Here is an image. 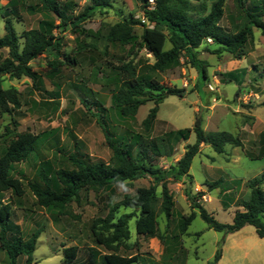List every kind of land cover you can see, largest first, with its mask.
<instances>
[{"label": "rangeland", "instance_id": "374dc122", "mask_svg": "<svg viewBox=\"0 0 264 264\" xmlns=\"http://www.w3.org/2000/svg\"><path fill=\"white\" fill-rule=\"evenodd\" d=\"M24 1L25 5L21 6L17 0H0V37L5 35V17H13L19 35L36 29L45 18L39 9L34 13L27 10L28 5H36V0ZM215 1L192 0V5L199 11L205 7L208 14ZM79 5L81 11L85 1ZM112 5V9L98 11L87 19L83 32L66 33L58 55H40L31 61L33 70L42 79L41 85H33L28 78H3L4 89L18 91L20 107L11 108L9 113L0 111V156L19 135L30 133L38 138L35 158L15 164L12 172L23 183L25 194L17 197L7 191L0 195L2 203L12 207V223L19 227L18 235L27 241L33 233L40 232L33 264H65L63 250L73 246L79 249L73 264H106L105 256L109 254L137 256V264H210L219 249L222 250L220 264H264V238H259L252 226L233 234L215 232L197 215L185 233L180 228V217L194 211L187 194L204 193L200 205L220 223L232 224L235 213L243 210L242 201L251 194L249 182L264 175V37L255 29L254 40L247 45L246 55L240 60L228 52L215 54V45L203 43L198 58L208 65L206 79L191 67L184 55L178 66L157 73L152 70L154 57L140 44L122 46L107 40L109 30L125 19L142 23L141 3L113 0ZM10 8L19 11L18 17L9 12ZM224 12L221 26L229 30L228 17L238 12L236 0H226ZM142 32L140 25L134 27L137 36ZM170 48L167 43L165 49ZM7 56V50H0V62ZM68 57L76 62L68 63ZM129 62L140 79H154L166 88L184 90L182 98L171 95L160 104L149 131L143 121L155 107L154 102L142 106L134 118H122L113 104L118 83L126 79L121 68ZM55 63L57 68L52 65ZM229 73L234 74L232 81L227 76ZM86 105L93 113L101 108L107 110L104 121L110 134L133 148L135 162L163 170L183 157L187 145L196 142L194 132L188 141L180 142L167 135L193 129L199 115L207 133H231L240 138L242 147L227 145L225 152L218 154L210 145H201L190 176L168 183L175 202L173 217L167 220L162 212L161 187H158L157 220L152 236H139L136 222L140 212L121 206L116 218L122 214L134 215L128 223L130 238L106 248L92 236L93 221L105 219L111 207L120 205L126 194L152 186L151 178L124 182L106 190L91 189L63 211L41 207L28 187L31 183H40L36 171L43 161L52 162L56 170L72 169L70 156L88 164L112 165V150ZM151 142L156 143L159 158L153 157ZM218 180L222 181L221 185L209 191L207 184ZM261 188L264 190V181ZM223 202L230 207L224 208ZM26 260L22 255L18 264H25ZM0 264H8L1 248Z\"/></svg>", "mask_w": 264, "mask_h": 264}, {"label": "trees", "instance_id": "16d2710c", "mask_svg": "<svg viewBox=\"0 0 264 264\" xmlns=\"http://www.w3.org/2000/svg\"><path fill=\"white\" fill-rule=\"evenodd\" d=\"M21 6L24 0H17ZM85 5L79 11V3ZM142 6L143 17L146 23L135 19H125L114 25L108 32L107 40L111 44L120 43L122 46L140 44L153 57L152 70L162 73L171 67L180 64L184 55L192 68L196 69L204 79L207 76V63L198 58L199 48L207 39L217 47L215 54L228 52L240 60L246 55L247 45L254 40V30L258 29L264 37V0H236L238 12L228 17L230 29L221 26L224 19L226 0H216L208 14L206 10L199 11L192 5V0H139ZM113 0H36V5H28L31 13L38 9L44 14L36 29L26 30L19 35L16 31L14 19L11 16L4 18L5 35L0 37V50H7L8 56L0 62V111L11 112V108H19L18 91L14 88L4 89V77L9 80L28 78L33 85L42 84V79L32 66L31 61L40 55L52 56L61 51L66 33L83 32L84 22L98 11L113 8ZM151 8V9H150ZM197 11V12H195ZM10 13L19 14L15 8ZM143 28L139 37L134 33V27ZM20 40L23 43L20 44ZM140 40V43H139ZM171 48L166 50V44ZM68 63H75V59L67 58ZM57 68V64H52ZM121 71L126 79L118 83L117 93L113 96V104L122 118L136 117L138 110L148 102H154L155 107L150 110L143 121V126L149 131L157 118L159 106L168 96L183 97L184 90L166 88L154 79L139 78L132 62L123 64ZM230 80L234 74L227 75ZM87 110L96 119L104 133L105 139L112 150V165L105 163L88 164L76 156H70L68 161L72 169H55L52 162L39 163L36 174L40 183L28 185L38 204L48 210L63 211L73 201H79L82 193L91 189L106 190L124 182L137 181L149 177L153 185L149 188H138L134 194H126L120 205L110 204L112 207L105 219H95L91 226V233L96 243L106 248L112 247L121 240L130 238L128 223L133 214H122L115 217L117 210L122 206L139 211L136 222V232L139 236L151 237L156 226L157 214L155 205L158 202L157 188L161 187V210L167 220L174 215L175 202L168 183L180 182L190 176L193 161L200 152L201 145H210L218 154L225 152V147H242L239 137L228 132L207 133L203 128V118L196 117L193 129L173 131L167 135L176 142L188 141L194 132L196 142L187 145L183 157L169 169H160L154 165L135 162L133 148L123 141L115 140L110 134L104 121L105 108L93 113L86 105ZM38 138L30 133L19 135L12 142L8 150L0 156V195L12 191L15 196L25 194L23 183L12 176L14 165L28 162L35 158ZM137 140H139L137 138ZM152 155L159 158L160 152L155 142L150 143ZM262 178L249 182L251 194L242 201V211H237L232 224H223L200 205L199 200L204 193L197 196L187 194L191 208L194 210L188 216L180 217V228L185 233L197 215L207 224L208 229L215 232L233 234L246 226H252L259 238H264V190L261 188ZM220 180L207 184L209 191L221 185ZM224 208L230 206L223 202ZM197 211V212H196ZM12 207L9 203H2L0 199V248L6 253L8 264H18V258L27 257L25 264H33V254L40 232L36 231L26 241L18 235L19 227L12 223ZM201 233L199 234V237ZM78 247H69L63 250L64 263L73 264L78 257ZM222 258L219 249L210 264H218ZM106 264H137V256L125 257L117 254L105 256Z\"/></svg>", "mask_w": 264, "mask_h": 264}, {"label": "built area", "instance_id": "2783aa9c", "mask_svg": "<svg viewBox=\"0 0 264 264\" xmlns=\"http://www.w3.org/2000/svg\"><path fill=\"white\" fill-rule=\"evenodd\" d=\"M150 4L154 5V0H150ZM142 21H143V23H146L145 19H143ZM207 42L212 43V40L211 39H207Z\"/></svg>", "mask_w": 264, "mask_h": 264}, {"label": "crops", "instance_id": "0c3cea01", "mask_svg": "<svg viewBox=\"0 0 264 264\" xmlns=\"http://www.w3.org/2000/svg\"><path fill=\"white\" fill-rule=\"evenodd\" d=\"M221 263V260L219 261V263L218 264H220Z\"/></svg>", "mask_w": 264, "mask_h": 264}]
</instances>
